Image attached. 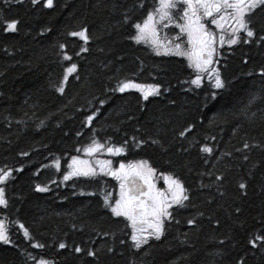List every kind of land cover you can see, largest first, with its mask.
Segmentation results:
<instances>
[{"label":"trees","instance_id":"16d2710c","mask_svg":"<svg viewBox=\"0 0 264 264\" xmlns=\"http://www.w3.org/2000/svg\"><path fill=\"white\" fill-rule=\"evenodd\" d=\"M138 2L53 0L49 9L43 0L37 5L0 0V17L19 21L16 33H6L0 23V168L23 169L13 171L7 183L9 207L0 209L13 241L12 246L0 244V259L9 264H32L27 253L55 264H88L92 258L74 253V246L98 250L100 264H238L240 258L264 264V255L247 244L264 231V47L221 49L215 67L226 87L215 90L204 76L195 88L186 83L195 78L187 60L156 56L130 39L132 25L142 21L155 0H143L144 9ZM84 27L91 39L89 51L80 52L83 41L68 33ZM61 44L71 60L63 59ZM73 63L77 70L61 94L56 87ZM126 78L158 84L162 94L144 101L135 91L113 92L117 81ZM214 91L219 94L212 99ZM93 114L87 126L85 119ZM189 125L195 127L181 137ZM93 137L125 146L124 153L111 156L112 168L147 160L157 170V188H166L164 173L178 176L190 190L189 206L176 212L180 222L169 225L162 242L146 246L151 255L133 254L126 221L117 222L103 207V193L114 196L118 181L110 176L63 181L69 160L80 153L76 149ZM153 139L160 143L152 144ZM139 141L144 143L137 146ZM245 142L259 147L244 149ZM205 144L214 149L207 163L200 151ZM217 175L225 179L217 181ZM241 181L249 186L243 199L238 196ZM37 184L49 191L36 192ZM237 206L241 213L235 212ZM193 217L198 223L189 227ZM13 222L23 223L33 242L47 247L31 248ZM60 242L68 249L60 250ZM108 247L115 254H106Z\"/></svg>","mask_w":264,"mask_h":264},{"label":"snow or ice","instance_id":"6c2138e0","mask_svg":"<svg viewBox=\"0 0 264 264\" xmlns=\"http://www.w3.org/2000/svg\"><path fill=\"white\" fill-rule=\"evenodd\" d=\"M11 0H5L10 3ZM24 0H15V3L23 4ZM41 0H31L33 5H37ZM45 8L53 7V0H43ZM137 7L144 9L143 0H139ZM257 17H260L257 19ZM130 19L128 13H125L124 22ZM0 23H3V31L6 33H16L19 31L18 20H5L0 17ZM135 32L130 39L136 44H143L149 47L156 56H176L187 60V66L195 72V78L186 83H190L195 88H200L204 75L210 78L211 86L215 90H222L226 87L225 80L221 77L219 68L214 65L219 61L215 59L220 55L217 45L223 48L227 44L232 46L245 44H256L264 47V0H155L154 5L146 10V14L142 21L133 25ZM165 29H178V33L170 36ZM69 36L79 38L83 41L80 52H87L89 48L86 45L91 39L88 28L84 27L78 31H71ZM186 37V40L183 38ZM65 45L61 44L60 49L64 60H71L72 57L64 51ZM80 53H77L79 55ZM247 63V60L245 61ZM77 65L71 64L66 69L65 75L61 83L56 87V91L63 94L65 92V83L68 81L69 75L76 72ZM260 75L264 77V69ZM77 79L79 77L77 76ZM113 92L121 94L129 91H135L140 94L144 101H148L150 97L160 96L161 86L158 84H145L136 82L132 79L118 80ZM219 94L218 91L211 93L212 99ZM255 98H253L254 100ZM103 104V101H101ZM95 118V114L88 115L85 124L91 126ZM195 125L187 126L180 132V136L184 137L186 133L193 130ZM77 135H80L78 132ZM135 140V137H133ZM214 139V138H213ZM126 143V142H125ZM139 141L137 146L143 144ZM152 144H159L158 140L153 139ZM244 149L250 147H259V145H250L245 142ZM76 151L83 152L88 157H93L97 153H107L108 155L118 156L125 152V146H116L107 141L100 142L94 137L91 142ZM200 151L210 157L214 153V149L205 144ZM27 156L28 153H21ZM247 161L249 157L244 156ZM110 160H97L96 165L90 160L81 159L79 156L71 157L68 163V171L63 175V181H69L72 178H90L96 179L100 176H110L119 183L118 198H114L112 193H103V207L111 213L117 222L126 221V227L130 229L127 233L130 241V248L133 254L143 252L144 255H151L146 250L151 247L150 241L162 242L165 238L168 227L172 222L179 223L176 219V212L179 209L187 208L191 200L190 190L185 183L174 174L161 173L166 188H157L155 176L157 170L152 167L147 160H139L132 163H121L119 168L111 167ZM53 166L59 171L60 161L55 160ZM98 166V170H97ZM255 167V165H254ZM13 171L20 172V169L0 168V209L9 207V199L7 197V183L13 178ZM217 181H223L225 177L217 175ZM55 183V181H53ZM248 184L246 182L238 183V196L246 198L248 195ZM35 191L45 193L49 191L46 185L37 184ZM217 191L221 196L224 192ZM261 193L264 194V184L261 185ZM94 195V193H89ZM211 203V201H209ZM236 213H241L242 209L237 206ZM200 215H203L201 213ZM262 221H264V213H262ZM16 223L26 241L29 242L31 248L42 250L47 247L46 244L38 241L33 242L29 229L19 222ZM197 218L193 217L187 221L189 227L196 226ZM219 224V221H217ZM186 235V234H185ZM125 244V240L120 241ZM220 244L224 241L220 240ZM0 244L13 245L10 237V230L5 219H0ZM247 244L251 250H258L264 255V231L253 235L248 239ZM68 245L64 242L58 244L60 250L68 249ZM71 251L76 254L86 252L87 257L92 258L88 264H100L98 250L87 249L81 246H74ZM106 254H115V249L108 247ZM219 253H215L218 255ZM255 251H253V255ZM213 255V253H209ZM28 259L32 264H55L51 259L33 253H27ZM187 258L181 257V260ZM0 264H9L7 259H0ZM131 264H136L132 261ZM190 264V262H189ZM212 264V262H209ZM238 264H247L244 258H240Z\"/></svg>","mask_w":264,"mask_h":264},{"label":"rangeland","instance_id":"374dc122","mask_svg":"<svg viewBox=\"0 0 264 264\" xmlns=\"http://www.w3.org/2000/svg\"><path fill=\"white\" fill-rule=\"evenodd\" d=\"M184 39V38H183ZM102 155H99V154H96L95 156H93V157H88L87 155H85L83 152H81V155H76V156H79L81 159H84V160H90L92 163H93V165H96V161L97 160H110L111 159V156L112 155H108L107 153H101ZM114 157V156H113ZM113 164H111V166H112ZM113 168H115V167H113ZM119 168V167H118ZM97 170H98V166H97ZM68 171V170H67ZM112 178V177H111ZM112 179H114V178H112ZM155 182H157L156 181V179H157V177L155 176ZM115 180V179H114ZM118 194H119V185L117 186V188H116V193H115V195L113 196L114 198H118Z\"/></svg>","mask_w":264,"mask_h":264}]
</instances>
